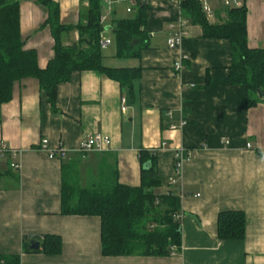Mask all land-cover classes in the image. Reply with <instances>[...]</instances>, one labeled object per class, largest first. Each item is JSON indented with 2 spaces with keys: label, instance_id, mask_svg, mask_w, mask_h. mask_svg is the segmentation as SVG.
I'll use <instances>...</instances> for the list:
<instances>
[{
  "label": "crops",
  "instance_id": "0c3cea01",
  "mask_svg": "<svg viewBox=\"0 0 264 264\" xmlns=\"http://www.w3.org/2000/svg\"><path fill=\"white\" fill-rule=\"evenodd\" d=\"M59 6L60 23H85L88 0H52ZM19 29L25 50H33L44 69L53 56L47 9L38 0H18ZM242 5V0H240ZM149 4V48L139 57L119 59L115 48L103 56L113 68H138L132 94L96 71L74 73L57 88L54 107L33 78L15 82L11 100L0 109V142L17 151L5 156L0 170V254L19 255L20 264H264V96L247 107L246 90L230 84V45L226 40L202 37L199 26L183 18L173 1ZM247 46L264 48V0L245 2ZM210 24L225 19V8L215 4ZM133 14L124 5L112 6L106 31L115 21ZM182 22L187 35L179 48L166 41ZM78 39L71 31L64 45ZM107 49V48H106ZM183 58L178 74L173 64ZM125 108L123 112L121 109ZM185 125L170 130V125ZM93 134L110 140L106 152L81 158L77 150ZM60 146L65 157L49 158L40 149ZM250 144L251 149L246 145ZM157 153V171L169 181L173 157L185 150L177 190L180 194V251L168 257H104L100 251V221L93 216L60 213L62 165L76 168L79 185L89 187L103 169L117 172L123 185H140L139 152ZM18 164L13 170L10 164ZM163 186L156 193H166ZM241 211L246 219L240 241L217 240V217ZM43 235L61 238L58 255L24 250V241ZM41 239V238H40Z\"/></svg>",
  "mask_w": 264,
  "mask_h": 264
},
{
  "label": "trees",
  "instance_id": "16d2710c",
  "mask_svg": "<svg viewBox=\"0 0 264 264\" xmlns=\"http://www.w3.org/2000/svg\"><path fill=\"white\" fill-rule=\"evenodd\" d=\"M47 9L45 25L50 30L53 56L44 69L37 65L33 50L23 48L19 29L18 0H0V109L12 96L15 82L27 78L37 80L47 102L54 107L57 88L68 82L74 73L96 71L127 88L140 74L138 68H113L103 64L99 46L101 32L100 0H88L85 23L64 26L59 19V6L52 0H38ZM225 9V19L210 24L195 0L180 4L183 18L199 26L202 37L226 40L230 45V84L246 90L247 107L256 105L264 96V48L247 46L245 2ZM134 7L129 18L114 22L109 27L115 43V57L131 59L149 48V4L131 0ZM76 31L78 39L71 45L63 44V37ZM1 123V116H0ZM140 185L130 187L118 181L117 172L103 169L99 182L83 188L79 185L76 168L62 165L60 181V213L69 216H93L100 221V251L104 257H168L171 248L180 251L182 244L180 194L178 185L160 177L157 153L141 149L139 152ZM149 164V166L147 165ZM6 174L0 170V179ZM168 187L166 193L156 191ZM246 219L241 211H224L217 217V240L240 241L245 237ZM41 238V239H40ZM41 251L48 256L61 252V238L56 235L40 237ZM24 241V250H28ZM0 264H20L19 255L0 254Z\"/></svg>",
  "mask_w": 264,
  "mask_h": 264
},
{
  "label": "built area",
  "instance_id": "2783aa9c",
  "mask_svg": "<svg viewBox=\"0 0 264 264\" xmlns=\"http://www.w3.org/2000/svg\"><path fill=\"white\" fill-rule=\"evenodd\" d=\"M141 3L148 4L151 1L154 0H139ZM165 1H173L177 3L179 6L182 2L186 0H165ZM198 2L201 6L202 13L205 15L206 18H213L214 16V7L213 5L218 4L224 7L225 9L233 8V7H239L241 6L240 0H195ZM115 4L124 5L126 7V13L132 14L134 12V7L131 4V0H100L101 5V16H100V24L102 26H105L106 19L110 16L112 11V6ZM183 23L179 22V29L167 39L166 45L168 49H176L179 48L183 38L187 35L186 31L183 29ZM110 45V40L107 39V37L104 35V31L101 32L100 40H99V46L101 50H105ZM183 58L176 61L173 64V70L176 74H178L179 71L182 70L183 65ZM123 112L125 111V108L122 107L121 109ZM185 121H181L178 125H170V130H177L178 128H181L185 125ZM110 140L101 135V134H93L89 137H87L84 141H82L79 145V148L77 150L78 155L81 158H84L86 155H88L91 152H98L103 153L106 152L109 148ZM247 149H251V145H246ZM40 149L42 152L46 153L47 156L51 159L53 158H59L63 159L65 157V149H63L61 146L57 149H50L48 147L47 140H42L40 144ZM17 151L9 149L7 146H5L3 143L0 142V161L3 157L8 156L12 160L17 156ZM190 159V154L186 152L185 150H179L176 151L173 157V175L169 179V184L171 186L178 185V179L180 177L181 173V167L182 163L185 160ZM10 167L13 170H18L19 166L17 163L12 162L10 164ZM180 219V216L178 217ZM177 248L173 247L171 248V255H175L177 253Z\"/></svg>",
  "mask_w": 264,
  "mask_h": 264
},
{
  "label": "rangeland",
  "instance_id": "374dc122",
  "mask_svg": "<svg viewBox=\"0 0 264 264\" xmlns=\"http://www.w3.org/2000/svg\"><path fill=\"white\" fill-rule=\"evenodd\" d=\"M113 26H114V25H113ZM105 34H106L107 39L110 40V45L107 47V49L102 50V54H103L104 57H105V55H107V54H109L111 51H113L114 48H115V43H114V39H113V35H112V33H111V32L109 33V31H106ZM103 64L105 65V64H110V63L108 62V60H106V58H104V59H103Z\"/></svg>",
  "mask_w": 264,
  "mask_h": 264
},
{
  "label": "water",
  "instance_id": "95a60500",
  "mask_svg": "<svg viewBox=\"0 0 264 264\" xmlns=\"http://www.w3.org/2000/svg\"><path fill=\"white\" fill-rule=\"evenodd\" d=\"M149 166V164H147ZM39 242L38 241H31L29 244V250H37L39 248Z\"/></svg>",
  "mask_w": 264,
  "mask_h": 264
}]
</instances>
